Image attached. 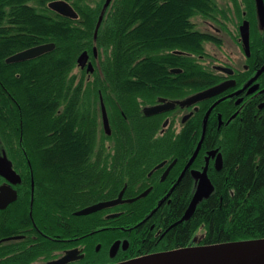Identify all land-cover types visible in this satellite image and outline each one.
<instances>
[{"label": "trees", "instance_id": "obj_1", "mask_svg": "<svg viewBox=\"0 0 264 264\" xmlns=\"http://www.w3.org/2000/svg\"><path fill=\"white\" fill-rule=\"evenodd\" d=\"M52 1L0 0V138L15 162L41 171L53 207L58 205L68 215L76 205L116 196L126 180L120 171L124 165L111 167L110 151L103 143L106 138L118 137L122 142L131 135L143 138L140 152L147 161L177 152L180 144L150 141L153 123L145 126L138 120L130 129L122 112L129 117L158 95L182 97L217 82L219 76L202 62L210 57L206 43L221 45L222 40L198 29L195 16L219 21L228 17L233 6L239 23L243 19L251 23L250 60L264 63V23L256 0H227L224 6L219 0H111L109 4L65 0L74 8L71 16L52 9ZM48 42H54L55 49L24 61H6ZM84 50L95 61V70L90 73L80 67L78 76L72 71ZM173 68L181 72L172 73ZM100 94L112 119L117 115L122 119L114 124L112 135L104 132L100 122ZM253 107L250 104L243 119L226 132H213L215 138L222 133L224 167L212 177L213 193L198 204L188 221L169 231L172 243L264 238V111L259 117ZM98 137L103 140L94 165L89 159ZM117 146L118 153L127 151L126 144ZM190 184L186 177L178 196L164 206L162 215L159 209L153 217L167 226L180 219L190 202ZM150 210L147 205L137 208L135 214L140 215L132 218L125 211L117 223L126 226ZM113 223L100 215L102 239L113 238L106 228ZM73 227L74 222H69L68 230ZM199 230L200 237L193 240ZM152 233L148 226L140 227L137 237ZM98 255L102 263L107 259L104 249Z\"/></svg>", "mask_w": 264, "mask_h": 264}, {"label": "flooded vegetation", "instance_id": "obj_2", "mask_svg": "<svg viewBox=\"0 0 264 264\" xmlns=\"http://www.w3.org/2000/svg\"><path fill=\"white\" fill-rule=\"evenodd\" d=\"M241 24L239 25L238 43L245 54V61L241 67L218 61L207 52L210 57L205 58L202 63L219 76L217 82L182 97L158 95L150 102L142 103L140 111L138 110L135 114L130 113L129 117L122 112L123 117L128 120L130 129L136 125L138 120L143 121L145 126L149 125V122L153 123L152 136L149 137L152 143L169 142L180 144V147L177 152L167 153L155 161H147L140 152L143 138L131 135L125 138L124 142L118 137L106 138L103 143L105 150L110 151L111 167H118V163L120 166L124 165L125 169L120 171H124L126 177L116 196L106 199H117L123 192L122 201L112 207L84 215H78L76 212L106 200L89 201L83 205H76L71 215H68V212L64 213L58 205L53 207V195L49 192L47 185L41 183V171L31 166L25 168L19 161L15 162L13 156L7 153L3 140L0 139V158H3L6 152L16 173L9 178L2 171L0 172V264H48L68 255L71 259L64 264H83V261L89 264H122L150 253L206 244L172 243L169 239V231L177 224L189 219L180 222L182 216L167 226L160 223L158 216L153 217V214L161 209L160 214L162 215L164 206L171 204L172 200L178 196L180 185L186 177L191 180L189 187L191 202L198 185L196 172L203 171L206 166H208V176L215 186L212 177L220 172L225 164V154L220 144L222 133L220 137L215 138L216 133L220 130L226 132L238 119H243L250 104L254 106L253 111L259 117L263 115L261 112L264 111V70L251 84L248 85V82L264 67V63L261 64L257 58L250 60L251 34L250 55L246 54L240 35ZM220 31L218 28L215 29L214 35L219 37ZM95 56L97 57L98 53ZM89 61H92L91 55ZM221 68H229L232 73ZM85 69L87 70L86 67ZM172 70V73L181 72V69L178 72ZM243 78L245 79L241 80ZM226 81H234V83L217 95L194 103L182 104L180 102ZM102 100L103 97L100 94V122L104 132L112 135L114 124L119 125L122 119L117 115L113 120L106 107L111 128V133H107L104 128ZM138 100L142 101V99ZM156 105L165 107L157 113H147V108ZM214 131L216 133H213ZM102 140L100 137L96 139L95 152L89 159L94 165H96L95 161L101 150ZM205 141L206 144L203 146ZM122 143L126 144L127 151L118 153L117 145ZM198 146L200 149L197 152ZM215 150L218 151L213 154ZM220 153L222 161L219 168L217 157ZM112 169L114 171V168ZM144 193L145 195L140 197ZM77 203L72 202V204ZM145 205L150 206L149 212L135 222L128 221L126 226L118 225L117 222L125 211H128V217L132 218L134 215H140L135 214L134 210ZM102 213L105 219L114 221L106 227L112 230L114 234L112 239L104 240L100 236L99 232L102 229L100 215ZM113 214L118 215L111 216ZM162 219L164 220L165 217ZM69 222H74L71 230H68ZM84 223L87 225L86 228L79 225ZM147 226L153 233L142 239L138 238L140 227ZM195 236L196 233L193 235V240ZM147 241L149 245L144 246ZM116 242H119V245L116 252L112 254L111 248ZM101 249L107 253V259L103 263L98 255Z\"/></svg>", "mask_w": 264, "mask_h": 264}, {"label": "water", "instance_id": "obj_3", "mask_svg": "<svg viewBox=\"0 0 264 264\" xmlns=\"http://www.w3.org/2000/svg\"><path fill=\"white\" fill-rule=\"evenodd\" d=\"M111 0H107V4H109ZM257 2V8L258 13L261 19V22L264 23V0H256ZM49 6L56 10L57 12L66 15L71 16L75 14V11L71 4L65 0H55L52 1ZM250 34H251V25L250 21L245 19L243 23L240 26V35L241 40L243 43L244 50L247 55H250ZM56 44L54 42H48L39 44L36 46L29 47L27 49H24L22 51H19L11 56H9L6 61L7 62H19L24 61L32 58H36L44 53H47L49 51H52L55 49ZM94 54H97L96 47L94 48ZM90 54L87 50H84L78 57L77 62L78 65L81 68H87V71L92 73L95 70L94 64L92 61H89ZM225 71H228L229 73H232V70L229 68H221ZM264 70V67L256 74L254 78H252L248 85L251 84L259 74ZM173 72H178L180 69H173ZM231 83H234V81H226L223 83H220L216 86H213L211 88H208L204 91L198 92L188 99L184 101H180L182 104L185 103H194L197 101H200L202 99L214 96L219 94L221 91L226 89ZM165 106L162 105H156L147 108V113H157L164 109ZM102 112H103V121H104V128L107 133H111L110 128V122L107 114V109L104 101L102 100ZM200 146L197 148V152L199 151ZM218 150L213 151V154L216 153ZM221 161H222V154H218L217 157V167H221ZM208 166H206L203 171H197L196 172V178L198 180L197 189L193 195V198L181 218V221L188 220L192 217L194 214L198 204L203 201L204 199L208 198L214 191L215 186L212 183L210 177L208 176L207 172ZM3 172L7 177L12 178L16 173L12 168L11 161L8 159L6 152H4V157L0 158V172ZM1 172V173H2ZM122 195L123 192L120 193L119 197L117 199L112 200H106V201H100L94 205L87 206L76 213L78 215H84L89 214L92 212H95L97 210H103L109 207L114 206L115 204L122 201ZM144 194L140 195L144 196ZM118 214H113L111 216H115ZM119 242H116L112 248L111 253L114 254L118 248ZM242 253L243 258L240 260L239 264H264V238H258V239H247V240H237V241H229V242H220V243H206L203 245H195L190 247H180L176 248L174 250L169 251H163V252H156V253H150L146 254L140 257H136L132 260H129L127 262H124L122 264H132L133 262H142L145 260H151V259H169V260H182V259H188V258H203V257H213V256H223V255H230V254H237ZM71 259V256H65L64 258L56 261H52L48 264H64L67 261Z\"/></svg>", "mask_w": 264, "mask_h": 264}, {"label": "rangeland", "instance_id": "obj_4", "mask_svg": "<svg viewBox=\"0 0 264 264\" xmlns=\"http://www.w3.org/2000/svg\"><path fill=\"white\" fill-rule=\"evenodd\" d=\"M92 2V0H89ZM220 4L224 6L227 5V0H219ZM70 4V2H69ZM232 4H229L231 6ZM72 6V5H71ZM74 9V8H73ZM227 18L219 17V21H207L202 16H195L193 21L196 23V27L200 30L209 31L215 34V29L221 30L218 33L219 38L222 40L221 45H217L215 43H207L206 51L213 55L215 59L218 61L228 62L230 65H236L241 67V64L245 61V54L238 43L239 38V25L243 20L240 21L237 18V15L233 9L227 11ZM211 22V23H209ZM212 24V25H211ZM95 64V61L92 60ZM97 63V61H96ZM73 74L80 76L81 68L80 66H76L73 71ZM101 114V112H100ZM1 139V138H0ZM14 157H18L20 154H14ZM18 158H22L20 155ZM201 235V230L196 233V238H199Z\"/></svg>", "mask_w": 264, "mask_h": 264}, {"label": "bare ground", "instance_id": "obj_5", "mask_svg": "<svg viewBox=\"0 0 264 264\" xmlns=\"http://www.w3.org/2000/svg\"><path fill=\"white\" fill-rule=\"evenodd\" d=\"M243 258L242 253L203 257V258H188L182 260H169V259H151L142 262H133L132 264H239Z\"/></svg>", "mask_w": 264, "mask_h": 264}]
</instances>
